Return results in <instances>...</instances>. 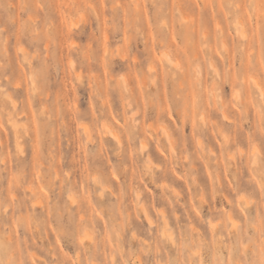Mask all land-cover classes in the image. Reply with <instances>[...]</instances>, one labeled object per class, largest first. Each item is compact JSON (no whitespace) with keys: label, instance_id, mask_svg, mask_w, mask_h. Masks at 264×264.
<instances>
[{"label":"rangeland","instance_id":"rangeland-1","mask_svg":"<svg viewBox=\"0 0 264 264\" xmlns=\"http://www.w3.org/2000/svg\"><path fill=\"white\" fill-rule=\"evenodd\" d=\"M0 264H264V0H0Z\"/></svg>","mask_w":264,"mask_h":264},{"label":"bare ground","instance_id":"bare-ground-1","mask_svg":"<svg viewBox=\"0 0 264 264\" xmlns=\"http://www.w3.org/2000/svg\"><path fill=\"white\" fill-rule=\"evenodd\" d=\"M167 55V59L169 60L170 58H169V56H168V54H166ZM172 58V57H171ZM171 61V60H170ZM173 61V60H172ZM153 68V67H152ZM107 127H109V126H107ZM109 132H110V134L113 136V138H116V139H118L119 140V136L117 135V133L116 132H114L113 131V129H111V130H109ZM166 132V135H167V137L168 138H171L170 137V134L168 133V131H165ZM31 190L33 189V187L32 188H30ZM77 207L79 208V209H81L82 208V206L80 205V203L77 205ZM145 216H146V219L148 220V222H149V224H153L154 223V221H153V219H152V217L147 213V212H145ZM164 218H165V216H164ZM89 220H88V224H89ZM92 233V232H91ZM91 233H85V235H83V240L88 236L90 239L92 238L91 236H93ZM89 234H91V236L89 235Z\"/></svg>","mask_w":264,"mask_h":264}]
</instances>
